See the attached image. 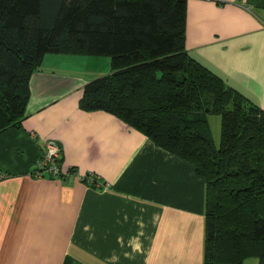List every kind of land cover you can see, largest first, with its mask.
<instances>
[{
  "label": "crops",
  "instance_id": "obj_1",
  "mask_svg": "<svg viewBox=\"0 0 264 264\" xmlns=\"http://www.w3.org/2000/svg\"><path fill=\"white\" fill-rule=\"evenodd\" d=\"M186 47L264 109V0H188ZM57 55L61 71L31 78L22 127L0 133V264H203L204 179L114 114L83 110L89 78ZM48 140L61 178L32 175Z\"/></svg>",
  "mask_w": 264,
  "mask_h": 264
},
{
  "label": "trees",
  "instance_id": "obj_2",
  "mask_svg": "<svg viewBox=\"0 0 264 264\" xmlns=\"http://www.w3.org/2000/svg\"><path fill=\"white\" fill-rule=\"evenodd\" d=\"M187 6L0 0V133L22 127L47 54L109 56L110 72L84 84L81 108L114 114L204 179L203 264H264V109L190 54ZM209 114L220 115L218 146Z\"/></svg>",
  "mask_w": 264,
  "mask_h": 264
},
{
  "label": "rangeland",
  "instance_id": "obj_3",
  "mask_svg": "<svg viewBox=\"0 0 264 264\" xmlns=\"http://www.w3.org/2000/svg\"><path fill=\"white\" fill-rule=\"evenodd\" d=\"M63 58L70 63L71 72L79 78H89L86 81L100 75H105L111 70V58L106 55H63ZM55 59H59V55L53 53L47 54L42 66L49 69V71H61L58 68V63L54 61ZM208 119L212 134L214 137H217V140L215 138V143L218 146L220 143V115L209 114ZM40 159L34 164L35 169ZM256 262L258 264V259L250 258L246 264H256Z\"/></svg>",
  "mask_w": 264,
  "mask_h": 264
},
{
  "label": "built area",
  "instance_id": "obj_4",
  "mask_svg": "<svg viewBox=\"0 0 264 264\" xmlns=\"http://www.w3.org/2000/svg\"><path fill=\"white\" fill-rule=\"evenodd\" d=\"M60 157V145L55 140H48L43 157L39 160L36 169L34 168L32 171L33 176L42 177L44 174H48L51 178H60L63 175L62 166L59 163ZM88 177L91 181L96 178L92 174Z\"/></svg>",
  "mask_w": 264,
  "mask_h": 264
},
{
  "label": "bare ground",
  "instance_id": "obj_5",
  "mask_svg": "<svg viewBox=\"0 0 264 264\" xmlns=\"http://www.w3.org/2000/svg\"><path fill=\"white\" fill-rule=\"evenodd\" d=\"M165 150V149H164ZM167 151V150H166ZM170 155H172V156H174V157H176V158H178L177 156H175L174 154H172V153H170L169 151H167ZM178 159H180V158H178ZM182 160V159H181Z\"/></svg>",
  "mask_w": 264,
  "mask_h": 264
}]
</instances>
